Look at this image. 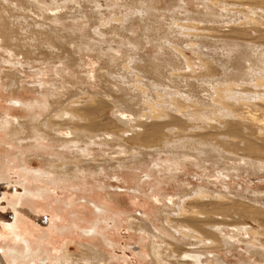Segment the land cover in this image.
<instances>
[{
  "label": "bare ground",
  "instance_id": "obj_1",
  "mask_svg": "<svg viewBox=\"0 0 264 264\" xmlns=\"http://www.w3.org/2000/svg\"><path fill=\"white\" fill-rule=\"evenodd\" d=\"M195 1L201 3L205 18L175 6L161 18L158 10L150 8L157 0H122L123 13L102 22L101 15L96 16L100 20L89 19L86 7L71 6L69 0H0L3 62L13 64L11 58L16 56L32 65L34 56L41 53L47 61L55 56L67 66L62 70L63 82L53 84L55 93L42 94L45 99L31 103L14 102L23 106L25 115L0 120V127L18 145L35 143L33 147L43 150L45 141L58 144L63 152L57 160L72 158L55 160L45 174L57 176L62 183L83 173L138 164H146L149 174L164 171L176 179L184 178L183 167L188 164L204 171L213 167L204 176L217 182L204 179L205 185L187 183L176 194H161L158 224L149 217L129 219L130 229L142 240L149 239L152 264H264L263 194L252 188L233 191L227 187L231 182L239 184L244 176L249 182L264 179V28L240 9L244 3L219 9L216 0ZM87 17V31L66 33V24H79ZM219 23H230L225 34L215 29ZM129 34L136 35L129 38L132 53L145 52L149 48H143L152 45L165 58L152 55L154 65H146L147 57L146 61L139 57L134 64L135 54L111 53L98 56L99 62L87 58V63L58 49L101 45L108 36L122 42ZM216 48L228 51H218L216 56ZM46 50L53 53L44 54ZM185 50L197 55L199 65H190L193 62L185 57ZM17 65L22 66V61ZM22 77L17 73L1 80L7 89L18 90ZM109 112L113 115L107 118ZM92 146L98 148L94 154ZM108 147L118 150L105 156ZM25 242V252L17 248L5 252L12 262L39 261L48 251L43 244L34 249L29 240ZM86 250L90 254L77 259L64 246L55 264L107 262L98 246Z\"/></svg>",
  "mask_w": 264,
  "mask_h": 264
},
{
  "label": "rangeland",
  "instance_id": "obj_2",
  "mask_svg": "<svg viewBox=\"0 0 264 264\" xmlns=\"http://www.w3.org/2000/svg\"><path fill=\"white\" fill-rule=\"evenodd\" d=\"M69 1L71 2V6H75L76 8L86 7L88 15H90L89 19L91 16L97 18L101 15V18L104 20H100V17L97 18V20L99 19L102 22H105L112 16L118 15V13H123V9L119 6V3L122 4V0H119V2L116 0H82L83 4L80 2L81 0ZM73 1L74 3H72ZM162 1L157 0V5L150 4L151 12L158 10L157 14H160L161 18L167 17V10L173 6L177 7V9L180 8L179 10H183L184 7L187 8V13L200 14L199 16L201 18L206 17L205 10H203L201 3L199 2V4L195 0H182V2L179 0ZM213 1L214 0H212V2ZM214 3H218L217 6L219 9H221L223 5H233L235 3L240 6L244 3L245 5L240 7V9L245 13L247 12L245 14L247 17L251 16L252 19L257 20L258 24L261 22L262 24L259 26L264 28V0H216ZM84 4H86V6ZM40 5L46 7L44 3H40ZM117 6L119 7L118 9L116 8ZM89 19L87 17L86 20L79 21L80 23L75 24L76 26L71 22L66 24V33L70 36L76 34L77 31H82V33H84V30L87 31L86 28L89 25ZM221 20L222 19H218L217 21ZM100 21H98L99 24ZM228 25L225 26L219 23V26L215 29L219 31L218 33L225 34L226 31L229 30ZM83 28L84 30H82ZM129 35L126 40L124 39L122 42H115L108 36L107 39L104 40L106 43L102 41L103 43L101 45L88 44L75 51L63 45H61L63 48L59 47V45L56 47H59L58 49L61 48L59 52H65L66 50L67 54L68 51V55L74 60L81 57L80 59L85 60L87 63L90 58L94 62H99L98 56L104 57L111 55V53L135 54L134 64L138 63L139 57L143 60L147 57V61L144 60L146 61V65H150V63L154 65V60H156L158 56V59L165 58L159 54L157 49L153 48L152 45L143 48L144 51L149 48V51L143 52L142 49H139L138 53L137 50L132 53L131 50H128L130 49L128 47H133L132 40L130 39H134L136 35ZM128 40H130V44ZM76 44L77 46H81V44ZM229 50L231 51L232 49ZM51 51L55 52L56 50L54 49ZM218 51L224 53L228 51V49L216 48L214 51L215 54ZM53 52L46 50V52L43 53L49 54ZM40 54L41 53H39L38 56H34V62L36 63L33 62L32 65L23 61L21 57L16 56L15 59L11 58L13 64L9 65L3 62L6 53L0 49L1 121L10 119L12 116L25 115L23 106H16L13 104L14 102L24 101V103H31L45 99L43 96L44 94L50 95L55 93L53 89V84L55 82H63L61 74L63 69H67V66L59 59H56L55 56L48 55V57L50 56L52 58H48V60L50 59L49 62ZM184 54L186 58L193 62L190 65H199V62L195 60L197 59V55L191 50H185ZM217 54L216 56H218ZM152 55H155L156 58H153L151 62L152 57H154ZM43 60L44 62H42ZM148 60L150 62H148ZM17 61H22L23 65H17ZM194 62H196V64ZM133 63L131 64L134 65ZM18 70L21 71L17 72L18 75L21 74V76H24L22 77L24 80L21 82V88L19 87L20 89L18 90L7 89L1 78L4 76L11 78L14 74H17L16 71ZM220 73H222V71H220ZM2 83L5 86H3ZM63 85L68 87L71 84L64 83ZM58 91L60 92L61 90ZM47 97L48 96H46V98ZM112 115L111 112L107 113V118ZM0 129V264H23L22 262H12L10 260L11 258L7 257L6 253L9 248L10 250H12V248H17L19 251L22 250L25 252L27 250L25 240H29L34 249L38 248L40 244H43L48 251H44L45 255L42 254L44 257L40 255L38 258L39 261L31 260V263L24 262V264H55V259L61 257L64 246L68 248V253L73 257L77 259L85 258V256L90 254V252L87 253V247H91L92 245L98 246L100 250H102L100 251L101 254L108 257H106L107 262H103L102 264H152L148 258L149 239L142 240L138 233L130 229L129 221L140 218L146 220L147 217H149V219L154 220L155 224H158L155 219L159 217V212H161L163 207L160 201L163 199V194H176L179 188L186 187L187 183H191L190 185L195 186L205 185L207 180L217 182L215 178H207L204 176V173H212L214 171L213 167L204 171L203 169L200 170L201 168L198 169L195 165L188 164L190 167H183L186 172L184 178L176 179L169 177L164 171H162L163 173L155 171L149 174L146 164H138L128 166V168L122 170L121 168H106V170L100 174L83 173L78 175V179L72 178L66 181L63 180L62 183L57 176L51 175L49 177L45 174L56 161L72 158L69 156L57 160V156L60 155L61 158L62 156L60 153L63 152V149L58 147V144L45 141L43 150L42 148L33 147L35 143L30 144V146L27 143L18 145L7 138L8 132L4 131L1 127ZM90 148V153L92 154L98 150L97 146H92ZM104 150H106L105 156H108L111 151L113 153V150L116 151L118 149L108 147ZM219 170L221 169L219 168ZM249 181L250 180L244 176L239 184L231 182L227 187L233 191L241 190V188H252L264 195V179L259 181L254 180L253 182ZM54 183L58 184L56 185ZM26 189L31 193L28 194ZM213 190L215 189L213 188ZM263 195L260 198V202L264 207ZM15 205H20L18 206V209L20 208L18 219ZM246 223L252 225L249 220H247ZM146 226L149 227V225ZM18 232H21L22 236H20ZM45 238H48V241L45 242ZM45 257L49 258V260L44 261Z\"/></svg>",
  "mask_w": 264,
  "mask_h": 264
}]
</instances>
